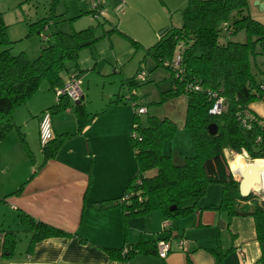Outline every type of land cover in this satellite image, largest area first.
Wrapping results in <instances>:
<instances>
[{"label":"trees","instance_id":"obj_1","mask_svg":"<svg viewBox=\"0 0 264 264\" xmlns=\"http://www.w3.org/2000/svg\"><path fill=\"white\" fill-rule=\"evenodd\" d=\"M247 8L248 0H188L180 11V26L167 29L146 50L156 67H164L171 76L170 89L161 94L158 104L181 96L186 98L183 130L194 144L195 152L180 159L164 154L163 145L174 137L175 124L168 118L150 117L147 126L141 127L135 114L132 126L135 124L137 127L131 128V132H136L137 138L131 136V144L138 170L116 203L123 207L126 217L161 211L170 220L196 211L208 187L218 185L221 187V200L210 209L225 212L229 219H253L261 250L259 263L264 264V202L253 193L246 197L240 195L239 182L230 172L231 169L238 171L235 161L239 156L229 166L224 154L227 150L236 155L245 154L251 161L264 160V120L249 109V105L264 97V83L256 81L251 64L255 56H264V24L246 15ZM50 19H42L31 27L37 33L41 30L47 32ZM98 27L99 24L70 33H47L45 39L42 38L45 46L36 58L30 60L23 53H10L7 27L0 17V139L14 128V110L25 104L43 82L52 89L62 84L63 72L76 75L74 67L79 52L96 44L99 38L95 36V30ZM113 31L126 38L135 50L141 49L140 44L117 31L116 27H112L108 34ZM239 32L246 35L244 43L219 41L223 34L231 36ZM177 55L180 57L179 64L173 67ZM69 64L73 68H68ZM141 71L144 70L140 64L136 75L125 80L124 84L136 87V83H145L146 80L136 81ZM193 84L199 87L198 91L187 88ZM219 98L222 99L221 111L213 115L210 110ZM129 100L131 105L134 102L137 107L140 106L136 94L131 95ZM66 101L62 98L47 110L51 117L66 109ZM247 115L252 118L249 120ZM243 121L248 122L246 127ZM212 124L217 127L214 135L208 131ZM59 144L60 141L53 138L45 148L40 149L44 161L54 155ZM151 171L154 174L147 175ZM21 190L22 186L12 195H18ZM0 200L4 201V198ZM19 219L31 232L28 252L37 242L69 236L23 213H19ZM0 235V258L9 259L16 245L15 235L12 232ZM157 241L106 251L112 258L129 264L135 255H156ZM146 244L150 246L145 248ZM124 249L128 253L123 257ZM215 257L216 264H221L223 256L216 254Z\"/></svg>","mask_w":264,"mask_h":264},{"label":"crops","instance_id":"obj_2","mask_svg":"<svg viewBox=\"0 0 264 264\" xmlns=\"http://www.w3.org/2000/svg\"><path fill=\"white\" fill-rule=\"evenodd\" d=\"M187 1L172 0L171 4L175 10H182ZM103 4L107 10L104 21L111 23V7L105 1ZM120 4L123 13L116 16L114 8ZM124 8L123 0L113 6L117 20L124 15ZM79 21L74 20L73 25ZM77 30L80 29L75 28ZM143 38L146 41L148 37ZM141 40L139 42H144ZM148 40L149 45L137 42L144 54L155 42L153 37ZM141 49H134V52ZM113 54H117L115 62L124 56L118 50ZM140 55L136 54V57ZM136 59L138 61L140 57ZM144 59L138 62L136 73ZM94 61L88 53L78 56L74 70L81 81L83 100L79 104L66 101L65 110L52 114L54 140H59L60 144L50 159L44 161L40 151L38 125L41 114L57 103L55 92L66 85L71 74L69 71L63 72L60 86L51 89L43 82L25 104L17 107L12 114L14 128L0 139V199L4 198V201L0 200L1 209H4L0 217V234L12 232L16 238L13 254L9 259L0 258V264H121L106 249L117 250L141 242L154 244L159 239H168L170 243L171 250L166 259H159L152 253L138 254L130 259L129 264H216V254L223 256L221 264H260L261 250L253 219H229L225 212L210 209L219 204L216 203L218 198L221 200L218 185L209 186L198 209L185 217L167 220L161 211L126 217L123 207L116 201L125 193L138 170L131 144L135 111L128 98L124 99V89H121L129 78L123 76L120 80L119 76L110 75L103 60ZM68 68L73 65L69 64ZM100 83L109 85L102 95V104L105 105L89 111L86 101L90 89ZM180 98L186 100L185 96L177 99ZM249 109L264 120V97L249 105ZM191 147L189 144L188 150H192ZM224 154L226 159L228 154L231 155L230 161L227 160L230 166L236 156L227 150ZM168 155L173 156V153ZM237 156L241 165L238 171L242 172L251 160L243 155ZM230 172L234 179L236 176L238 181L241 180L239 174L232 169ZM21 186V192L12 195ZM19 213L69 236L37 242L28 252L31 232L20 221ZM166 221L169 225L163 229ZM20 244L24 256L22 253L15 255ZM149 246L146 244L145 248Z\"/></svg>","mask_w":264,"mask_h":264},{"label":"rangeland","instance_id":"obj_3","mask_svg":"<svg viewBox=\"0 0 264 264\" xmlns=\"http://www.w3.org/2000/svg\"><path fill=\"white\" fill-rule=\"evenodd\" d=\"M103 1H105L108 7H111L109 8L111 23L105 22L104 20L92 19L88 14L89 9L85 1L0 0V17L3 24L7 27V39L10 43V53L12 55L23 53L28 59L33 60L39 55L42 47L45 46L42 36L47 33L50 34L56 31L70 33L75 31V28L82 30L89 26H96L99 24V27L95 30V36L99 38L98 41L93 47L83 49L80 54L84 55L88 53L95 61L103 60L102 63L110 69V75L119 76L120 80H122L123 76L129 79L134 77L136 75L138 62H142L143 58H145L144 64L141 65L147 75L146 82L136 83V87H130V85L125 84V86L121 88L122 91L124 89L123 97L125 100L127 98L129 100L131 94L134 92L138 104L147 109V113L136 120L138 123L140 122L139 125L141 127L147 126L150 117L168 118L175 124L176 133L170 141L164 143V154L167 155L171 152L175 158L192 155L195 152L194 144L188 139L183 130L186 100L180 98L170 101L167 104H158L162 97L161 94L170 89V72L162 66L156 67L155 61L147 54H144L142 49L138 52H134V49H131V43L119 33L113 31L108 34V31L112 27H118L117 29L119 32L133 41L149 45V37L155 38L156 42L157 37L163 30L176 28L181 24V10L174 9L175 6L171 4L172 0H123L125 2V12L124 15L117 20L112 8L116 3H120L122 0ZM256 1L264 5V0H248V8L245 13L253 20L264 24V7L255 5ZM182 8H184V6H182ZM47 18H51L50 28L47 32L41 30V32L37 33V31L31 27L38 21ZM76 19L80 21L74 26L73 23ZM143 37H148L146 40L147 42L143 40ZM141 39L144 42H139ZM219 41L221 43H226L227 41L244 43L246 41V35L244 32H239L231 36L223 34L219 38ZM155 42H153L152 45H154ZM114 50H118L119 54H124V56L118 58L117 62H115L117 54H113ZM128 50L131 51L128 52ZM257 50H260V48H257ZM136 54H141L138 56L140 57L138 61L136 59L138 58ZM94 62H92V66ZM251 64L252 71L256 75V81L264 83V56H255ZM120 72L122 75H120ZM107 89H109V85L104 86L102 83L98 84L94 89H90L86 101L89 111L98 110L101 108V105H105L102 104L104 101L102 100V95ZM106 102L107 101H105V103ZM189 144H191L192 150H188ZM230 156L231 155L228 154V161L231 159ZM233 156L237 155L233 153ZM252 162L253 161H251V163ZM234 172L240 174L239 171ZM235 180L239 182L236 176ZM256 196L261 197V195ZM216 201V203H219L220 198ZM1 208L0 206V217L2 213H4V209ZM6 217L7 222H9L8 218L10 219V217L7 213ZM21 248L22 245L20 244L15 251L16 256H19L20 253L24 256Z\"/></svg>","mask_w":264,"mask_h":264},{"label":"built area","instance_id":"obj_4","mask_svg":"<svg viewBox=\"0 0 264 264\" xmlns=\"http://www.w3.org/2000/svg\"><path fill=\"white\" fill-rule=\"evenodd\" d=\"M79 1H85L88 9H89V15L94 20H105L107 10L103 7V1L102 0H79ZM114 12L116 15H121L123 13V5L120 4L117 7L114 8ZM46 29V28H45ZM43 39H45L44 36H42ZM180 57L179 55L176 56V58L173 61V67L178 66ZM146 80V74L144 71H141L136 76L137 82H144ZM187 88L189 90L198 91L199 87L196 85H188ZM56 95V101L59 102L60 99L65 98L70 102H80L83 100V90L81 87V81L78 78L77 75H70L68 82L65 86L59 88L55 92ZM135 93L133 92V94ZM133 108L135 107V114L136 116H141L146 114L147 110L143 106L137 107L136 104L133 102ZM222 108V99L219 98L216 100L213 108L210 110V113L213 115L219 114ZM247 118L250 120L252 117L250 115H247ZM242 124L246 127L248 125L247 121H243ZM137 125H133L132 128L135 129ZM131 136L133 138H137V133L132 132ZM54 135L52 131V124H51V114L49 111H44L41 114V118L38 125V142L39 147L42 150L46 147V145L53 140ZM243 156L246 157L245 154ZM261 180L260 184L258 185L259 191L258 192H252L255 195H261V201L264 202V174L260 175ZM168 222H164L163 229H166L168 227ZM171 250V246L168 240H159L156 243V256L160 259H166L169 252ZM128 253L127 249H124L122 251V256L124 257ZM121 264H128V262H122Z\"/></svg>","mask_w":264,"mask_h":264},{"label":"water","instance_id":"obj_5","mask_svg":"<svg viewBox=\"0 0 264 264\" xmlns=\"http://www.w3.org/2000/svg\"><path fill=\"white\" fill-rule=\"evenodd\" d=\"M255 5H259L260 7H264V5L259 2H255ZM167 29L163 30L159 35H162ZM77 102L76 104H79ZM209 134L214 135L217 132L216 125L212 124L208 127ZM259 172V168L255 165L254 161L249 164L246 169L240 172L241 180L239 181V192L242 197L248 196L251 192H258L261 177Z\"/></svg>","mask_w":264,"mask_h":264},{"label":"bare ground","instance_id":"obj_6","mask_svg":"<svg viewBox=\"0 0 264 264\" xmlns=\"http://www.w3.org/2000/svg\"><path fill=\"white\" fill-rule=\"evenodd\" d=\"M240 160V159H239ZM239 160H237V161H235V163H236V167H237V169H240L241 170V165H239L240 164V162H239ZM255 165L259 168V171H261V172H259L260 174L262 173V174H264V161H257V162H255ZM243 167V166H242ZM235 173V172H234ZM236 175H238L239 173L237 172V173H235Z\"/></svg>","mask_w":264,"mask_h":264}]
</instances>
